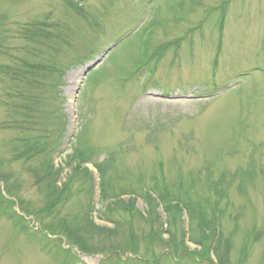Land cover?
<instances>
[{"label": "rangeland", "instance_id": "rangeland-1", "mask_svg": "<svg viewBox=\"0 0 264 264\" xmlns=\"http://www.w3.org/2000/svg\"><path fill=\"white\" fill-rule=\"evenodd\" d=\"M0 264H264V0H0Z\"/></svg>", "mask_w": 264, "mask_h": 264}, {"label": "trees", "instance_id": "trees-1", "mask_svg": "<svg viewBox=\"0 0 264 264\" xmlns=\"http://www.w3.org/2000/svg\"><path fill=\"white\" fill-rule=\"evenodd\" d=\"M18 141H20V139L18 140ZM24 141H26V146H27V148H26V150L25 151H22V152H18L17 153V155H16V157L17 158H21V157H23V156H28L30 153H33V152H36L35 151V143H38V142H33V143H30V140L26 137V138H23V139H21V141L20 142H22V143H24ZM45 148V146L43 147V149ZM37 150H39L38 149V147L36 148ZM18 150V149H17ZM16 150V151H17ZM55 171H56V173H57V169H54V171H51L52 173L50 174L51 176H52V174L53 173H55ZM88 174H89V172H87ZM39 180V182L41 181H43V179H38ZM68 183L65 181L64 182V184H63V186H62V188H63V191H62V194H63V192L66 194L64 197H65V200L63 201L62 199H61V197H57L56 198V196H53L52 198H53V201H51V205H52V209H54V208H57L61 203V201H62V203H64V202H66V200L69 198V193H67V191L68 190H71V187H70V184L69 185H67ZM212 186V185H211ZM46 188H47V191H48V193H50L51 195H54V193L55 192H57V190L55 189V185H54V182L52 183V182H48L47 184H46ZM62 188H60V189H62ZM212 188H214V190L216 191L217 189H216V186H215V184L212 186ZM222 190H225V189H222ZM60 192V190L57 192V193H59ZM62 194H60V195H62ZM119 201H120V199H119ZM118 201V202H119ZM106 216L107 217H110V215H108V214H106ZM75 219V218H74ZM66 221H68L67 223H64L63 225H62V228H63V230L65 231V233L64 234H66L67 235V237L70 239V240H72V241H75L76 243H79V247L81 248V249H85V247H82L81 246V242H80V239H79V235L80 234H78V232H77V234H75L76 232H74V230H73V228H72V225H73V223H72V221H74V220H68V219H66ZM108 222H111V223H113V221H112V219H108ZM83 224H84V226H87V224H88V222L86 221V220H84V222H82ZM116 230V229H115ZM114 229L113 230H111L110 232H113V231H115Z\"/></svg>", "mask_w": 264, "mask_h": 264}]
</instances>
